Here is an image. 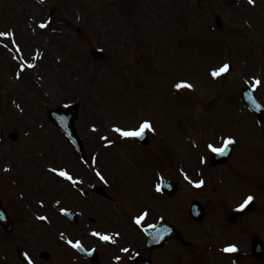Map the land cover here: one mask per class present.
Wrapping results in <instances>:
<instances>
[{
  "label": "rangeland",
  "instance_id": "1",
  "mask_svg": "<svg viewBox=\"0 0 264 264\" xmlns=\"http://www.w3.org/2000/svg\"><path fill=\"white\" fill-rule=\"evenodd\" d=\"M0 32L13 33L0 36V202L13 222L10 232L0 228V264H92L68 241L95 243L88 229L112 226L115 246L130 245L121 261L132 264L145 249L142 207L151 216L178 211L174 194H151L155 166L175 180V167L190 171L191 147L202 152L237 133L239 89L264 85V0H0ZM224 64L229 70L212 76ZM73 103L84 160L48 116ZM144 121L152 125L145 146L115 131ZM96 150L103 176L92 167ZM89 184L103 192L80 194ZM178 185L186 216L188 186ZM263 206L260 191L255 207ZM62 208L79 210L78 224ZM239 221L246 226L245 216ZM181 262L213 264L201 256Z\"/></svg>",
  "mask_w": 264,
  "mask_h": 264
},
{
  "label": "flooded vegetation",
  "instance_id": "2",
  "mask_svg": "<svg viewBox=\"0 0 264 264\" xmlns=\"http://www.w3.org/2000/svg\"><path fill=\"white\" fill-rule=\"evenodd\" d=\"M255 92L262 105L261 116H256L242 100H238L240 106L237 112V133L231 136L235 143L228 146L225 154L217 155L218 153L211 152L207 147L202 152L191 147L190 171L185 168L179 169V166L175 167L177 180L163 176V168L155 166L156 174L150 178L151 194L159 195L164 200L167 195H164L161 189L156 191L155 187L160 183L161 177L171 179L173 192L168 191L167 194L177 196L173 206L178 211L174 212V216L161 212L155 215L154 221L143 226L140 234L144 241L140 247L145 249L139 250L141 257L148 258L152 264H190V262H181V259L199 256L210 258L213 264H244L249 260L246 259L249 256L264 257V206L258 209L255 207L259 203L260 191H264V85H258ZM242 111L244 114L242 113L241 116ZM224 135L225 140L228 133L225 132ZM224 140L219 145H214L222 147ZM98 165L93 166L98 167ZM256 168H258V176L255 173ZM96 172L99 176L98 171ZM259 172L263 173L262 180ZM180 179L188 186L186 195L189 196L187 199L189 206L193 205L195 208V211L186 214L187 217L179 212ZM200 180H203L204 184L195 187V182ZM89 185L81 188L82 195L86 196L90 191L99 190V187L98 190L89 189ZM248 196L254 199L244 208H240L239 206ZM145 213L147 215L144 220H148L149 214ZM78 214L82 215L80 211ZM79 215H77L78 219H80ZM243 216L246 226L239 221ZM150 225L157 226L158 235L156 242L148 244L152 248L147 247V228ZM165 226L168 230H165ZM238 227H242L245 234L251 237H244ZM102 230L111 231L114 235ZM88 231L89 233L85 235L94 239L95 243L89 242L85 245L95 249L97 254L96 257L93 256L96 262L92 264H125L120 257L124 249H130V245L125 243L118 248L115 246L120 241L117 238L119 234H115L118 231L116 226L104 229L92 227ZM96 231L109 235L111 241L105 243L100 240V237L92 234ZM228 245H235L237 250L225 252L224 248ZM253 251H256V255ZM151 252L156 253L153 256ZM81 255L84 257L83 260L88 261L83 254ZM140 262L145 264L144 260ZM136 263L137 260L132 261V264Z\"/></svg>",
  "mask_w": 264,
  "mask_h": 264
},
{
  "label": "snow or ice",
  "instance_id": "3",
  "mask_svg": "<svg viewBox=\"0 0 264 264\" xmlns=\"http://www.w3.org/2000/svg\"><path fill=\"white\" fill-rule=\"evenodd\" d=\"M250 3H254V0H250ZM40 27H46L45 24L41 23L40 24ZM13 33L11 32H0V36H12ZM29 67H31L32 65H28ZM21 68L24 67V65H21L20 66ZM229 70V65L228 64H224L222 67H220L218 70H214L212 72V76L214 77H217V76H220L222 73H226L227 71ZM255 84L256 85H260L261 84V81L259 79H257L255 81ZM177 88H180V87H187V88H192L193 85H191L190 83H182V84H177L176 85ZM152 128V125L149 121H144L138 129H131V130H124V129H121L119 127H116L115 128V131L117 133H119L121 136L125 137V138H133V137H139V136H142L145 132V130L147 129H151ZM235 143L234 139L232 137H228L224 140V143H223V146L222 147H217L216 145L214 144H208L207 145V148L213 152V153H218V154H225L227 152V149H228V146ZM53 172H56L57 169L56 168H53L52 169ZM59 175L61 177H64L66 178L67 180L69 181H73V177L69 174L68 171H65V170H60L59 171ZM161 182L163 183V178L161 177ZM204 184V181L203 180H200L198 182H195V187H200ZM157 190H160L161 188V184H157ZM254 198L252 196H248L244 202L239 206L240 208H244L246 205L249 204V202H251ZM61 211H64V209H61ZM147 213H144L140 216H138L136 218V223L139 225L146 217ZM42 219H45L42 217ZM150 227H154V225H150ZM94 236H97V237H100L102 240H105V241H108V240H111V237L109 235H106V234H102L101 232H93L92 233ZM69 244H72L73 242L71 240L68 241ZM74 247L76 248H82V244L77 241L74 245ZM237 249H236V246L235 245H228L224 248V251L225 252H235ZM124 251H127V249H124ZM117 259H119V257H117Z\"/></svg>",
  "mask_w": 264,
  "mask_h": 264
},
{
  "label": "water",
  "instance_id": "4",
  "mask_svg": "<svg viewBox=\"0 0 264 264\" xmlns=\"http://www.w3.org/2000/svg\"><path fill=\"white\" fill-rule=\"evenodd\" d=\"M76 110H77L76 106H72L66 112H62L61 110L59 111V109H58V110H54V111H49L48 113H49L52 121H54L57 124L62 123V116L63 115H65L68 118L67 119V126L64 127V130L71 137L74 144L79 149H81V144L79 142V139L77 138V135L75 134L73 128H71V123L73 122V119L75 117ZM61 114H63V115H61ZM0 224L3 226V228L6 231H9L11 229V221L9 220L5 210L3 209V207L1 205H0Z\"/></svg>",
  "mask_w": 264,
  "mask_h": 264
}]
</instances>
